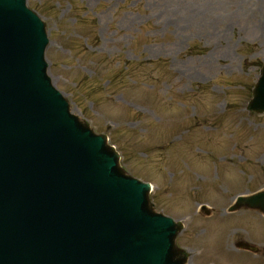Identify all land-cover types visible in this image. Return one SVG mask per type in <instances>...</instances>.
Segmentation results:
<instances>
[{
  "label": "rangeland",
  "instance_id": "obj_1",
  "mask_svg": "<svg viewBox=\"0 0 264 264\" xmlns=\"http://www.w3.org/2000/svg\"><path fill=\"white\" fill-rule=\"evenodd\" d=\"M27 2L47 25L54 85L128 173L153 184L156 210L184 222L187 264H264V217L227 212L264 189V115L246 111L264 62V0Z\"/></svg>",
  "mask_w": 264,
  "mask_h": 264
},
{
  "label": "water",
  "instance_id": "obj_2",
  "mask_svg": "<svg viewBox=\"0 0 264 264\" xmlns=\"http://www.w3.org/2000/svg\"><path fill=\"white\" fill-rule=\"evenodd\" d=\"M48 44L26 0H0V264H186L182 224L53 86ZM248 109L264 113V68Z\"/></svg>",
  "mask_w": 264,
  "mask_h": 264
}]
</instances>
